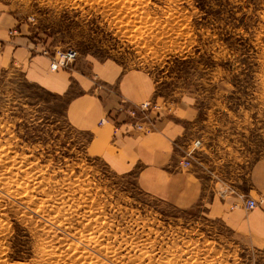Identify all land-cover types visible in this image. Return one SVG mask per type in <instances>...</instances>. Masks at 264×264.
<instances>
[{
  "label": "rangeland",
  "instance_id": "1",
  "mask_svg": "<svg viewBox=\"0 0 264 264\" xmlns=\"http://www.w3.org/2000/svg\"><path fill=\"white\" fill-rule=\"evenodd\" d=\"M0 2L44 50H74L70 70H138L152 112L192 107L182 167L246 210L238 196L264 160V0ZM77 93L49 92L20 69L0 77V264H264V245L205 206L176 209L142 190L135 171L89 154V135L65 115Z\"/></svg>",
  "mask_w": 264,
  "mask_h": 264
},
{
  "label": "crops",
  "instance_id": "2",
  "mask_svg": "<svg viewBox=\"0 0 264 264\" xmlns=\"http://www.w3.org/2000/svg\"><path fill=\"white\" fill-rule=\"evenodd\" d=\"M32 34L31 27L0 2V77L8 69H20L26 81L61 96L77 86L78 93L69 98L65 115L75 130L89 135V154L100 157L113 172L135 171L142 190L168 205L176 209L203 205L209 216L220 219L238 236L256 247L264 245V199L255 209L246 211L235 195L221 197L206 191L192 169L182 167L180 145L192 128V107L176 105L170 115L150 111L152 133L144 136L129 131L126 136L113 137L112 124L97 126L98 121L115 115L112 111L121 100L139 104L150 99L152 86L146 74L97 65H91L89 74L77 68L52 72L49 59L42 54L45 48L35 43ZM127 104L122 106H131ZM114 118L122 122L119 129L124 133L128 129L125 117ZM248 172L247 188L242 192L251 199L264 196V160L256 161ZM248 197L242 196L241 202Z\"/></svg>",
  "mask_w": 264,
  "mask_h": 264
},
{
  "label": "built area",
  "instance_id": "3",
  "mask_svg": "<svg viewBox=\"0 0 264 264\" xmlns=\"http://www.w3.org/2000/svg\"><path fill=\"white\" fill-rule=\"evenodd\" d=\"M44 55L49 58L50 65L49 69L51 71H57L59 69H65L69 67L77 58V53L72 50L66 48L65 50H55L53 52L50 51H44ZM50 53H52L50 55ZM154 107L149 102H144L143 104H140L138 106H133L129 108H123L120 107L117 109V112H115V115H107L105 118H102L99 121V125H104L108 122L112 123V129H113V137L117 136L118 134H121L122 136H126L129 131H138L142 133H147L152 131L153 123H149L148 125H145V127L142 126V123L145 122V120H148L147 113L152 110ZM117 116H124L126 119V125L129 127L124 133L121 132L120 124L121 121H118ZM199 141H195L193 145V150L198 148L200 146ZM192 150V151H193ZM191 152H188V155H191ZM188 165V163H186ZM240 200L243 199L242 196L238 197ZM244 207L246 210H252L256 208L257 202L250 199H244L243 201Z\"/></svg>",
  "mask_w": 264,
  "mask_h": 264
},
{
  "label": "bare ground",
  "instance_id": "4",
  "mask_svg": "<svg viewBox=\"0 0 264 264\" xmlns=\"http://www.w3.org/2000/svg\"><path fill=\"white\" fill-rule=\"evenodd\" d=\"M44 51H48V50H43V51H42V54H43V55H44V53H43ZM45 56H46V55H45ZM67 69H69V68L67 67V68H65V69H59V70H64V71H65V70H67ZM50 71H51V70H50ZM52 72H55V71H52ZM123 104H124V103H123ZM123 104H122V105H123ZM122 107H123V106H122ZM129 107H133V106H129ZM129 107L126 106V107H123V108H129ZM150 111H152V110H150ZM150 111L147 113V118L149 117V114L151 113ZM149 123H150L149 119H148V120H145V122L142 123V126L145 127V125H148ZM125 125H126V124H125ZM126 126H127V125H126ZM127 127H128V126H127ZM128 129H129V127H128ZM134 132H138V131H134ZM140 133H142V132H140ZM200 148H201V147H200ZM244 199H250V198H244ZM250 200H253V199H250ZM243 201H244V200H243ZM94 220H95V219H94Z\"/></svg>",
  "mask_w": 264,
  "mask_h": 264
}]
</instances>
